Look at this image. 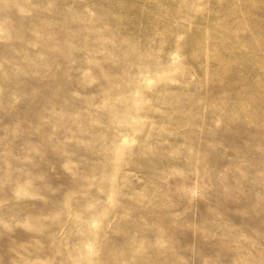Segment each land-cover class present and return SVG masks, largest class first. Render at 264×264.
I'll use <instances>...</instances> for the list:
<instances>
[{"label": "rangeland", "instance_id": "obj_1", "mask_svg": "<svg viewBox=\"0 0 264 264\" xmlns=\"http://www.w3.org/2000/svg\"><path fill=\"white\" fill-rule=\"evenodd\" d=\"M0 264H264V0H0Z\"/></svg>", "mask_w": 264, "mask_h": 264}]
</instances>
